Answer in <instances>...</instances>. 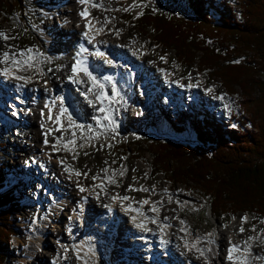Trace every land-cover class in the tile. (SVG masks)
<instances>
[{
  "label": "rangeland",
  "instance_id": "374dc122",
  "mask_svg": "<svg viewBox=\"0 0 264 264\" xmlns=\"http://www.w3.org/2000/svg\"><path fill=\"white\" fill-rule=\"evenodd\" d=\"M94 1L102 4L103 6L101 8L94 7L93 9L91 7V9L93 17L99 20V22L107 29L102 33V35L108 34L105 38L116 41L124 37L127 44L131 46L135 44V47H137V50H134L135 53H138L142 60H146V62H143L144 66L146 65L149 69H151V65L153 68L163 66L166 71L172 74L174 79L183 83L194 81L196 82V85L202 87V90L199 91L200 94L195 99L188 98V94H185V97L176 109H166L163 105L161 106L152 103L149 106L148 115H145L140 120H136V113H134V109L129 107L128 111L132 114V122L122 118L121 121H119L123 126L121 127L120 133H115L110 137H103L102 139L97 138L95 142L88 143L87 136L84 135L85 133L81 132V134H83V140H75L76 144L71 149L73 152L63 156L60 155L58 156V159L61 161H69V168H73L74 173L77 172V168L79 170L78 172L81 173L80 179L89 181V185L94 184L96 179L101 178L100 176L103 173L120 174L118 175L117 180L112 183L113 185H109L113 186L112 191L106 192V196L109 198L108 201L110 202L119 189L122 192L120 194L126 195H123V197H128L129 194L127 193L130 191L137 194V203L142 201L143 198L151 196L153 192L159 193L160 197L157 202L149 203L147 208L149 211L155 206L154 214L160 213L162 209L164 211L166 210L165 212L167 214L164 212L165 215H163V220L166 219V221H176V225H182L186 230H188L186 224L189 226L191 225L192 228L190 227L191 230L189 232L192 235L199 234L204 238H207V236H215L218 225H220L222 229L227 230L233 225L237 226V232L238 235H240V238L236 239V241L247 239L251 242V240L254 241L256 239V246L263 247L264 254V242H262V240H264V236L261 235L264 233V223L260 222L257 223L255 227H249L250 223L258 221L255 216L243 214H237L235 216H231L229 214L216 216L209 208L208 201L205 200L202 194L196 191L192 185H171L169 183L168 175H156L152 170V157H150L149 154H146L143 158L138 159V153L136 152L131 153V155L135 153V157H131V155L123 157L121 153L122 149H120V145L128 144L129 151H132L133 148L129 144L141 141L148 137L159 138L162 140L176 139L186 143H194L196 136L193 118L199 119L200 114L202 115L204 110L207 109L206 105H204L205 95L203 93L206 92L204 90V88L206 89L204 85L208 86V91L211 89V91L215 90L220 94L225 92L221 84L211 79L207 72L198 73L195 67L188 68L186 65L181 64L173 51H168L155 45L152 34L142 35L134 26V20L140 16L142 9L146 6L152 7L158 13L192 18L193 15L188 9L187 2L185 0ZM25 3L26 10L24 16L20 18V16L17 15L13 17L8 24L0 22V32H4L10 37H15L14 39H9L7 41L0 39V43H2V47H0V58H2L3 51H9V49L11 50V53L17 54L20 51H26L27 49H32V52L40 50V54H38L37 57L41 59L42 63L47 64V69L45 72L41 73L33 72L31 76L33 82L37 81L40 84L45 83L42 82L45 77L43 74L47 75V73L49 74L54 70H59L60 68L62 69L65 65L68 69L66 74L69 76L70 65L72 64L71 48L69 46L71 42L68 40L63 41L62 39H58L60 47L67 50V53L70 55L68 57V54L55 53L58 56L56 57L50 53L52 52L51 46L46 43L45 40L43 42L44 35L43 31H41L45 30V32L49 35L54 33V36L56 35L55 32L59 30H63V33L66 36L71 33L69 31L66 32L67 30L64 28H69L70 26L65 23L64 19L62 23V17L58 15L61 14L58 13L59 8L67 9V4H65L63 0H27ZM64 4L65 6H63ZM134 4L139 5V7H133L132 5ZM46 10H52L51 14L47 15L45 12ZM129 14L132 16L131 20L127 17ZM105 21L108 22L106 23ZM61 44L64 45L61 46ZM48 45L50 49H48ZM54 59H57V62H55ZM52 62L55 63L52 64ZM8 65L9 64H5L4 67L7 68ZM151 73L155 75L154 72H150L149 74ZM27 77L30 78V76ZM158 79L160 80L159 82L161 87L164 91H167L165 88L167 84H164L161 80L164 79V77H158ZM34 99L36 98L30 95L27 110H25L22 114L28 119L33 118L32 111L36 108L35 104L42 103L43 105L45 101L43 95H40L39 98L36 99L38 101H35ZM200 100H203V102ZM80 101L85 107L86 101L82 99H80ZM230 103L233 110L236 111L238 107V99L236 97H232L230 98ZM39 109L42 108L40 107ZM210 113L213 114L216 119L223 122V127H232V116L230 117L227 113L222 114L219 111L216 113ZM176 117H182L184 119L186 133L178 134V130L175 128L176 125L173 124V120ZM36 126L38 128V125ZM33 127L34 126L31 122L25 123L21 120L15 121L12 119L11 115L5 113L4 108L0 106V168L2 169V175L5 177V182L8 183V188L11 189L14 186L19 187V189L16 190L15 196L18 204L20 205L19 208L10 210L11 212L15 211L10 215L11 223L13 224L17 236L13 237L11 251L7 254L6 262L3 264H21V260H24L34 243V240L43 229V222L45 221L46 215L49 211V209L46 208L45 213L42 215V211L39 209L42 200L41 197L36 195L35 191H40L41 186L39 184L41 179L34 174L37 171V168L36 170L29 169L28 176L24 177L23 174L24 169L29 166L27 163L32 161L33 157L30 153H28L29 155L26 153L25 156L21 157H18V155L15 154L18 153L22 147L21 144L17 143V141L22 143L24 148H29L26 142L29 141L32 143L30 138L32 139L31 130ZM22 136L25 137L20 138ZM72 136V134L68 135V137ZM68 137L61 138L67 140ZM68 140H71V138ZM38 142L41 143V140ZM116 150H118V152ZM18 160L20 161L18 162ZM68 171H65V174H67ZM127 179H130V181H126ZM69 188L70 192H67V194L71 195L72 193L77 192L76 188H74L71 184H69ZM104 188H106V186H104ZM146 188L148 191L140 190ZM168 188H170L171 192H169ZM49 191L44 190V193L46 194V192L48 193ZM145 192L147 197L143 196V193ZM181 194L183 197H181ZM73 201L75 200H71V202ZM98 205L100 206L98 210L101 211L103 205H101V203L98 204L97 202L96 208ZM94 206H92L91 211L95 210ZM164 207L166 208L164 209ZM169 211L175 214L171 216L169 215ZM154 214L152 215L153 218L156 217ZM245 216L248 217L247 222L242 223L241 218ZM181 221H183V223H181ZM241 227L245 229L243 233L239 231ZM253 228H255V231H253ZM53 230L54 228L52 226L47 225L44 230V241L49 243V240H52V235L54 233ZM171 235L172 238H174V242H176L175 236L173 237L172 233ZM229 237L230 235H227V238ZM249 237H252L253 239H249ZM176 238L181 242L183 241V238L179 235H177ZM51 242L53 245V241ZM54 246L57 248L51 247L46 249L44 247L42 252L47 255L46 262L40 263L39 261L34 260V262L37 261L35 264H47L51 257L50 255L54 252L53 249H56L57 251L62 249L61 246L60 249L57 245ZM75 258L76 257L73 254H70L68 261L65 260L63 264H68V262L69 264H76ZM113 259L115 258H112V262L114 261ZM93 262L94 264H105V262L102 263L101 258L96 253L94 254ZM22 264H30V262L25 261ZM106 264H110V262L108 261Z\"/></svg>",
  "mask_w": 264,
  "mask_h": 264
},
{
  "label": "trees",
  "instance_id": "16d2710c",
  "mask_svg": "<svg viewBox=\"0 0 264 264\" xmlns=\"http://www.w3.org/2000/svg\"><path fill=\"white\" fill-rule=\"evenodd\" d=\"M185 1L192 18L146 6L134 26L142 35L152 34L155 45L173 51L181 64L207 72L236 97L233 125L225 128L209 112L199 113V119L193 118L194 143L148 137L129 144L132 151L128 144L120 145L122 156L136 152L140 159L149 154L156 175H168L171 185H192L216 216L250 215L260 223L264 220V0ZM25 2L0 0V22L24 16ZM182 119L173 121L178 134L186 133ZM4 178L0 168V264L6 262L17 236L10 215L15 211L10 210L20 206L15 196L19 187L8 188Z\"/></svg>",
  "mask_w": 264,
  "mask_h": 264
},
{
  "label": "bare ground",
  "instance_id": "6f19581e",
  "mask_svg": "<svg viewBox=\"0 0 264 264\" xmlns=\"http://www.w3.org/2000/svg\"><path fill=\"white\" fill-rule=\"evenodd\" d=\"M63 1L65 4H67V9L62 8L63 9L62 10L61 8H59L58 11L59 13H61L60 16H62V19H64L65 23H67L70 26L69 28H64L67 30L66 32L68 31L71 32L70 34L68 33L69 34L68 37L70 38L68 41L71 42V44L69 45L70 48L72 47V43L74 39L77 38V34L75 33L73 34L74 31H80V30L84 32L88 31L89 34L91 33V35H93L94 37L101 39L100 34L105 32V30L107 29L106 27H104V25H102L99 22V20H97L96 22V21H92L90 18H88L87 21L80 19L79 13L82 11L83 8L88 9V6L80 5L79 0H63ZM68 1H71V2H68ZM65 4L63 6H65ZM97 5H98L97 7L101 8L99 5H102V4L99 3ZM51 11L46 10L45 12L47 13V15H49L51 14ZM88 23H90L91 25L90 28H87ZM97 29H103V30L96 31ZM41 31H43V35H44L43 42L44 40H46L52 48V52H50L52 55L58 57L55 53L57 54L63 53L66 55L68 54L67 50L62 49L60 47V44L58 43V39L62 38L63 36L66 37V35L63 33V30L61 31L59 30L55 36L53 35L54 33L49 35L47 32H45V30H41ZM115 42L119 43L123 57L120 60L115 62V67L113 69H109L107 67L97 72L91 73L92 76L96 78L97 85L101 87H93L92 82L88 79L87 76L85 75L81 76V81L87 82L85 85L92 86L91 87L92 93L85 91L83 94V99L85 98L88 101V103L89 101H91V103L89 104H92V105L84 107L81 104V102L78 101V99L76 98L67 113V114L72 115L73 119L78 124L84 126L81 129L70 127L68 124L67 115L65 116L66 118L65 128L59 126V124L56 123L55 118L58 116L59 105L57 103H54L53 100L51 99L52 93L47 94L48 91L50 92L52 90L53 91L60 90V85L62 84L65 85L66 79L67 77H69L66 74L68 71L66 65L62 69L60 68L59 70L58 69L54 70L53 72H50L49 74L47 73V75L43 74V76L45 77L44 79L42 78L43 79L42 82H45V83L40 84L37 81L33 82V80L31 79L33 72L41 73V72H45L47 69V64L42 63L41 59L37 57V55L40 54V50H36L37 52H31V56L34 57L33 61L31 62V66H21L18 70L12 71V76H19L25 79H20L21 80L20 81L14 78L5 77L2 74V77H4L8 83L18 82L20 85L24 86L28 91L33 90V92L36 93L35 95L36 98L38 97V94H41L44 97L45 101L43 105L39 104V106L42 109L33 111L32 112L33 118L28 119L24 117V115H22L23 110L20 109V107H22L23 105H21L20 102L29 103V101H26L20 97L21 94H23L24 90L17 94L16 92L17 88H15L14 90L15 95L13 97L11 106L17 109V113H18L17 117H19L21 121L25 123L31 122L34 126L33 129L31 130L32 139L30 138L32 143L29 141L26 142L29 148L28 149L24 148L23 147L24 145L22 143H19V141H17V143L21 144L22 147L20 151L15 154H17L18 157H21V156H25L26 153L27 155H29L28 153H30V155L33 157V160L30 161L28 165L30 166L31 163L33 162L32 164L33 165L35 164L38 167L39 171L37 173L42 175L43 180L47 178L48 181H52L48 183H52L55 186L59 185L60 181L62 182L61 187H64L67 185V188L69 189V191L67 190L66 192L63 193V195H64V198L66 199V202L68 203L67 210H70V211L74 210V207L72 204H77V205L81 204L82 209L86 210L85 212H91L92 206L94 205H95L94 206L95 210L93 211H96V210L98 211L100 206L98 205L96 208L97 202L98 204L101 203V205H108V207L115 205L117 203V195L122 193L121 190L119 189L117 194L114 195L115 197L114 202L108 201L109 198H107L106 192L112 191L113 186H109V185H111L114 181H116L118 175L120 174L103 173L102 175L104 178L102 181H96L94 184L89 185L90 183L89 181L80 179L81 175L77 176L74 173L73 168L72 169L69 168L70 166L69 161L65 160L66 162H62L61 160L57 159V157H51L52 155L50 156V151H52L53 149H62L63 155L72 153L73 150L71 149L74 145L68 144V149H70L68 152V150L65 149V144L68 141H70L68 140L69 138H71V140L75 139L78 141H82L83 134H81V132L85 133L84 135L87 136L88 143L95 142L97 138L102 139L103 137H110L115 133H120L121 127L123 126L121 125L119 121H121L122 118L132 122V114H130L128 111V108L132 107V104L135 105L136 111L139 112L143 109L148 111L149 106L152 103H154V102H151V100H149L148 97L146 96V89L142 88V84L146 82V80L148 79V74L149 72H151V70H149V68H147L146 65L144 66L143 62L145 61L142 60V58L138 55V53L137 55L135 54L134 50H137V47H135V44L132 46L127 44L124 37L121 38L120 40L119 39L116 40ZM1 44L2 43H0V47H2ZM62 45L64 44H61V46ZM131 52L134 55H132ZM69 55L70 54H68V57ZM17 59H20L18 55H17ZM54 60L55 62H57V59H54ZM55 62H52V64H54ZM7 64H9L7 66L8 69L14 68L11 61H9ZM4 65L5 63H0L1 73H3L4 69L6 68L4 67ZM150 67L153 68L152 65ZM153 69H154V72H159L160 74H163V72L166 71V69L163 66L155 67ZM27 76H30V78ZM165 79H167L169 83H171L173 80L176 81V79L173 78L171 73L169 75L166 74ZM25 80H27V82H25ZM150 82L152 81L150 80ZM182 83L183 82L175 83L179 93H183V91H185L186 94L187 93L190 94L188 97L193 98V99L199 96L200 94L199 91L197 90L189 91L188 89H185L184 84ZM0 85L2 84L0 83ZM165 88L168 90L167 86ZM101 90H102L103 96L107 97V99L100 100L97 98L96 93L100 92ZM79 93L81 94V92ZM15 100H17L19 103H16ZM7 101L9 100L7 99ZM101 107L105 109L104 112L100 111ZM76 109L78 110L76 111ZM74 111H75V114H74ZM136 111H134V113H136V116H135L136 120L142 119V116H140V114H137ZM204 113H206V110H204ZM11 115H14V114L11 113ZM105 115H107L114 122L115 124L114 131L111 130L113 125L110 124L109 121L104 119ZM145 115H148V112ZM49 116L52 117V120L48 119ZM36 125H38V128ZM89 128L91 129V132L88 131ZM183 128L186 130V127L184 124H183ZM56 129H60L59 131H63V132L56 131ZM73 133H75V136L68 137L67 140H60L61 137H66L69 134L73 135ZM24 137L25 136H22L20 138H24ZM45 139H47V143H45ZM39 140H41V143L38 142ZM19 161L20 160H18V162ZM44 164H47L48 167L44 166ZM66 168L70 172L68 176L64 175ZM76 170L77 172L79 171L77 168ZM23 174H24V177L28 176L29 170L24 169ZM126 181H130V179H127ZM69 184H71L74 188H76L77 190L76 193H72L71 195L67 194V192H70ZM104 186H106V188H104ZM81 187L84 188L85 190L80 191ZM98 188H101L102 191H98ZM47 189L53 190L54 187L53 188L49 187ZM168 190L169 192H171L170 188H168ZM56 192L57 194H62L61 190H56ZM127 194H130V192ZM121 195H124V194H121ZM86 196H90L92 198L91 202L88 205L82 204V199L85 198ZM150 197L151 198L160 197V194L153 192V194ZM181 197H183L182 194H181ZM71 200H75V201L71 202ZM144 201L146 200L145 199L142 200V202H140L139 204L143 203L144 205H146ZM147 204H149V202ZM128 207L129 206L127 205L124 209H120V212H122L123 218L126 221H128L129 223H134L133 217H132L133 214L128 213L126 210ZM165 208L166 207H164V209ZM59 210H62L60 206L51 204L50 213L45 218V221L43 222L44 224L43 229L41 230L38 237L34 240V243L31 246L30 251L27 253L26 257L23 260L24 262L28 261L30 262V264H35L37 261H39L40 263L46 262L47 255L46 253L43 254L42 252L43 248L45 247L47 249V248L54 247L53 246L54 244L52 245L51 241L55 242V239L49 240V243L47 241H44V238H43L44 233H45L44 230L48 224L52 223L51 226L54 228L53 232L58 231V229L54 225L55 223H53L52 220L58 217ZM165 211L162 209L163 215H165L164 214ZM169 212H170L169 215L171 216L175 214L171 211ZM153 214H154L153 209L149 210V212H147L146 209L143 210V212L139 215L140 228H143L145 231L156 232L157 235L161 238V240H163L164 235H166L167 232L171 231V233L173 234V237L175 236V240H176L175 246L177 247L179 251V257H182L183 260L186 262V264H190V263L192 264H232V262L227 259V249L230 247L229 241H231L233 244L240 245L241 248L245 247L244 242L247 241L248 242L247 247L249 248L250 253H251V256L249 257V259H252V257H255V256L264 257L263 247L256 246L257 244L256 239L254 241L251 240V242L248 241L247 239L236 241V239L240 238V235H238V232H237L238 231L237 226L233 225L229 227V229L227 230V229H222L221 226L218 225L215 236H209V237L207 236V238H204V237H201L199 234L192 235L189 232L191 230L190 227L192 228L191 225L189 226L188 224H186L188 227V230H186L184 229L182 225L178 226L179 225L178 222H177L178 225H176V221L175 222L172 220L166 221V219L164 220L161 219L158 222V220L156 221L150 218V215H153ZM67 215L68 214L64 213V216H67ZM61 222L62 220H60V223ZM173 225H174V228H173ZM116 227H118L119 235L125 232L120 228V226H117V224H116ZM59 228H60V225H59ZM98 233L102 235L103 240L98 241L97 243H95V245H91L90 242L87 239L83 238L82 236L76 241L69 238L70 242L72 243L71 253H73V255L76 257L75 258L76 264H94L93 257L95 253L98 254L99 257L103 259L102 263L105 262L106 264L109 261L110 264H114L112 263L111 260L112 258L117 259L116 258V255L118 254L117 251L115 249L110 251L107 247V241L105 239L106 234H103L102 232H98ZM69 235H72V232H69ZM177 235L183 238L182 242L176 238ZM227 235H230V237L227 238ZM61 247L62 249H60L59 251H57L56 249L55 250L53 249L54 252L50 255L52 262L48 261L50 262L49 264H52V263L57 264V262L58 264H62L65 260H67V252H69L70 249L64 246H61ZM201 252H203V255L201 254ZM44 255H45V260H44ZM235 255H243V252L236 253ZM34 260H37V261L34 262ZM23 261L21 260V264L24 263ZM252 264H264V260L255 259V260H252Z\"/></svg>",
  "mask_w": 264,
  "mask_h": 264
},
{
  "label": "snow or ice",
  "instance_id": "6c2138e0",
  "mask_svg": "<svg viewBox=\"0 0 264 264\" xmlns=\"http://www.w3.org/2000/svg\"><path fill=\"white\" fill-rule=\"evenodd\" d=\"M79 3L82 4V5L90 4L92 7H97L98 6L94 2V0H79ZM99 6L102 7V5H99ZM132 6L133 7H139V5H135V4L132 5ZM124 10H127V9H124ZM79 15L81 17H87V15H88L87 9H85L84 11H81L79 13ZM105 22L107 23L108 21H105ZM88 27L89 28L91 27L90 23H89ZM102 30L103 29H97L96 31H102ZM84 36L86 38H88L90 43H91L92 39L94 38V37L89 35L88 31H86L84 33ZM14 38L15 37H10L4 32H0V39H2V40L7 41L9 39H14ZM82 51H86V49H82ZM31 52H32V49H27L26 51H20L18 54L17 53H11L10 49H9V51H3L2 58H0V63L7 64L9 61H11L12 65L14 66V68L13 69L5 68L2 74L5 77L14 78V79H17V80L25 79V78L19 77V76H12V71L13 70H18L21 66H31V62L34 59V57L31 56ZM17 55L20 57V59H17ZM96 55L103 57L104 53L103 52H97ZM84 63H85V61H83L81 59H77L76 60V63L71 68L72 76H70L69 79L73 83H78L79 80L74 79V77H78L80 73H83L92 82L93 87H101V86L97 85L96 78L92 76V74L88 70V68L83 66ZM109 63H111V61H109ZM25 82H27V80H25ZM209 91H211V89H209ZM96 96L100 100L107 99V97L103 96L102 90L100 92H97ZM221 99H222V97H221ZM89 103H91V101H89ZM59 111H60V115L55 118L57 124H61V117H63L64 115H67L68 124H69L70 127H74L76 129H81L82 127H84V126L78 124L73 119L72 115L67 114V109L66 108L61 107ZM100 111L104 112L105 109L103 107H101ZM48 119L52 120V117L49 116ZM104 119L109 121V123L113 125L111 130L114 131L115 130L114 122L107 115H105ZM61 127H63V125H61ZM59 130L60 129H56V131H59ZM88 131L91 132V129L89 128ZM46 135H47V133H46ZM73 136H75V133H73ZM45 143H47V139H45ZM75 143H76L75 139H72V140L68 141L65 144V149L66 150H70V149H68V144L75 145ZM65 170L68 171L67 168ZM75 174L77 176L81 175L80 172H76ZM84 190H85L84 188H82V187L80 188V191H84ZM140 190L148 191L147 189H140ZM122 199L126 200V199H128V197H122ZM144 203H148V201H144ZM153 210H155V206L153 207ZM247 219H248L247 216L242 217L241 218V222L245 223V222H247ZM261 222L264 223V221H261ZM181 223H183V221H181ZM138 227H140V225H138ZM239 231L241 233H243L245 231V229L243 227H241L239 229ZM253 231H255V228H253ZM261 235L264 236V233H262ZM249 239H253V238L249 237ZM262 242H264V240H262ZM229 244H230V247L227 249V259L229 261H231L232 264H252V260H255V259L264 260V257H260V256H255V257H252V259H249V257L251 256V253H250L249 248L247 247V244H248L247 241L244 242V245H245L244 248H241V246L238 245V244H233L231 241H229ZM241 252H243V255H235L236 253H241ZM201 254L203 255V252H201Z\"/></svg>",
  "mask_w": 264,
  "mask_h": 264
}]
</instances>
